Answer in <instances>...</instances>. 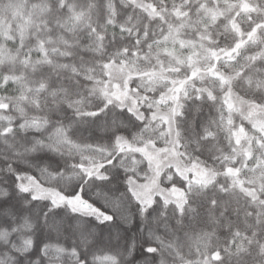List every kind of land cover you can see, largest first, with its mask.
I'll use <instances>...</instances> for the list:
<instances>
[{
    "label": "trees",
    "instance_id": "trees-1",
    "mask_svg": "<svg viewBox=\"0 0 264 264\" xmlns=\"http://www.w3.org/2000/svg\"><path fill=\"white\" fill-rule=\"evenodd\" d=\"M108 63L130 71L135 110L98 89ZM174 90L180 159L215 180L166 167L183 203L144 206L130 181L147 160L119 142L165 147L154 115ZM228 91L264 105V0H0V264H264V130Z\"/></svg>",
    "mask_w": 264,
    "mask_h": 264
},
{
    "label": "rangeland",
    "instance_id": "rangeland-1",
    "mask_svg": "<svg viewBox=\"0 0 264 264\" xmlns=\"http://www.w3.org/2000/svg\"><path fill=\"white\" fill-rule=\"evenodd\" d=\"M146 9H150L146 6ZM152 10V9H151ZM107 79L98 89L109 102H121V104H130L133 110L136 109V98L132 90L129 88L130 71L123 65L108 63L106 65ZM216 74V73H214ZM183 82V81H182ZM180 85V87H182ZM165 96V100H173L174 104L170 111L158 113L154 118H161L167 124L170 134V141L165 147H156L153 144H146L144 147L135 148L129 145L124 139L119 142L120 146H124L126 150H137L147 160L149 174L147 178L140 182L131 179L130 189L136 199L144 206L151 205L156 197H161L166 203L177 202L179 205L183 203L184 194L181 190L173 188H165L160 185V176L166 167L172 166L177 173L185 178H194V180L204 184H211L215 180V173L206 170L200 166L187 165L182 162L179 155V145L174 130V117L177 113L179 102L178 92L174 90ZM229 108L236 114H240L246 121L250 122L257 128L264 130V105H260L251 101H247L237 95L234 91H228L225 94ZM238 136L244 135L243 128H238ZM89 169V168H88ZM91 169H89L90 171ZM20 187L31 191L34 196L50 199L55 205L68 204L76 211L96 214L99 211L95 207L87 208L83 206L85 201L79 196L67 197L62 195L54 188L41 185L33 176H22L20 179ZM237 187L241 186L238 179H234ZM102 214V213H101ZM103 215V214H102ZM107 217V215H104Z\"/></svg>",
    "mask_w": 264,
    "mask_h": 264
},
{
    "label": "water",
    "instance_id": "water-1",
    "mask_svg": "<svg viewBox=\"0 0 264 264\" xmlns=\"http://www.w3.org/2000/svg\"><path fill=\"white\" fill-rule=\"evenodd\" d=\"M83 206L89 208L90 207V204H88L86 202H83Z\"/></svg>",
    "mask_w": 264,
    "mask_h": 264
}]
</instances>
